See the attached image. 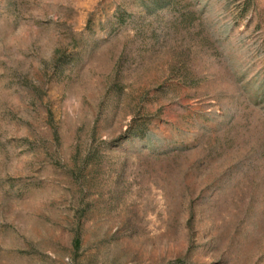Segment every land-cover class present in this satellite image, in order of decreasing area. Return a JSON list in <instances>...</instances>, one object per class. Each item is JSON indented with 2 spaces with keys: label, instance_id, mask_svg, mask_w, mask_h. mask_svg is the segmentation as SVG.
Masks as SVG:
<instances>
[{
  "label": "rangeland",
  "instance_id": "obj_1",
  "mask_svg": "<svg viewBox=\"0 0 264 264\" xmlns=\"http://www.w3.org/2000/svg\"><path fill=\"white\" fill-rule=\"evenodd\" d=\"M0 264H264V0H0Z\"/></svg>",
  "mask_w": 264,
  "mask_h": 264
}]
</instances>
